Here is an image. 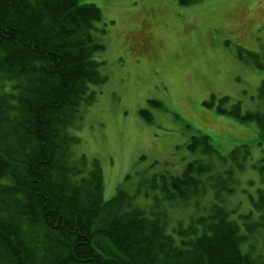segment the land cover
Here are the masks:
<instances>
[{
  "label": "trees",
  "instance_id": "trees-1",
  "mask_svg": "<svg viewBox=\"0 0 264 264\" xmlns=\"http://www.w3.org/2000/svg\"><path fill=\"white\" fill-rule=\"evenodd\" d=\"M100 18L93 2L0 0V264H264L242 249L264 224V186L255 199L250 194L255 220L252 211L232 217L236 211L222 200L232 164L212 167V155L242 166L237 154L247 156L246 145L220 155L207 135H192L188 150L208 158L187 162L181 174L145 178L141 188L157 190L146 192L154 195L153 211L134 205L123 184L104 200L101 166L75 155L79 137L71 129L81 104L95 100L89 86L106 81L95 58L104 49ZM260 48H240L238 58L261 68L264 43ZM256 99L253 110L242 111L239 100L217 109L255 122L263 146L264 82ZM255 167L264 180V152ZM210 188L213 198L201 213L194 209L186 224L168 228L169 207L196 202Z\"/></svg>",
  "mask_w": 264,
  "mask_h": 264
},
{
  "label": "rangeland",
  "instance_id": "rangeland-1",
  "mask_svg": "<svg viewBox=\"0 0 264 264\" xmlns=\"http://www.w3.org/2000/svg\"><path fill=\"white\" fill-rule=\"evenodd\" d=\"M80 1L100 8L97 25L104 27L100 39L104 49L95 58L102 62L106 81L89 86L95 100L83 104L71 132L79 137L75 155L97 159L101 166L104 200L123 184L134 205L153 211L154 195L146 192L157 190L142 189V181L158 173L181 174L187 162L208 158L187 148L192 135L204 134L220 155L240 145L248 147L247 156L237 154L240 167L229 156L224 168L216 155L211 159L213 172L232 164L234 179L222 197L236 211L230 216L252 211L250 220H255L251 201L264 186L255 167L264 152L258 127L220 114L217 108H229L237 100L242 111L258 106L264 64L261 68L246 64L237 53L240 48L262 53L264 0ZM224 96L228 101L220 102ZM211 198L213 188L196 202L169 207L168 228L180 219L186 224L193 210L201 213ZM249 248L252 256L264 259V224L242 245L243 250Z\"/></svg>",
  "mask_w": 264,
  "mask_h": 264
},
{
  "label": "bare ground",
  "instance_id": "bare-ground-1",
  "mask_svg": "<svg viewBox=\"0 0 264 264\" xmlns=\"http://www.w3.org/2000/svg\"><path fill=\"white\" fill-rule=\"evenodd\" d=\"M83 104H86V103H83ZM83 104H81L80 109H81V107L83 106Z\"/></svg>",
  "mask_w": 264,
  "mask_h": 264
}]
</instances>
